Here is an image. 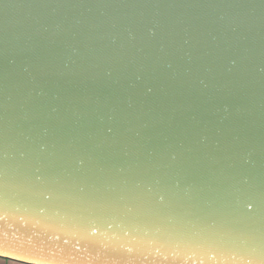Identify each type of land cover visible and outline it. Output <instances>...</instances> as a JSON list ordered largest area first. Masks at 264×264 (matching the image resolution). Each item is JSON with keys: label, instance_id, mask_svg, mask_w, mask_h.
<instances>
[{"label": "water", "instance_id": "obj_1", "mask_svg": "<svg viewBox=\"0 0 264 264\" xmlns=\"http://www.w3.org/2000/svg\"><path fill=\"white\" fill-rule=\"evenodd\" d=\"M0 257L264 264V0H0Z\"/></svg>", "mask_w": 264, "mask_h": 264}, {"label": "crops", "instance_id": "obj_2", "mask_svg": "<svg viewBox=\"0 0 264 264\" xmlns=\"http://www.w3.org/2000/svg\"><path fill=\"white\" fill-rule=\"evenodd\" d=\"M0 264H28V263L19 262V261L0 257Z\"/></svg>", "mask_w": 264, "mask_h": 264}]
</instances>
